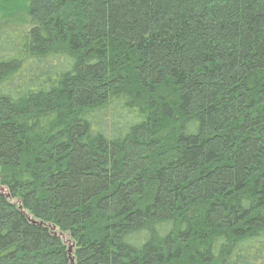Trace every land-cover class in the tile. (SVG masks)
<instances>
[{"label": "trees", "instance_id": "1", "mask_svg": "<svg viewBox=\"0 0 264 264\" xmlns=\"http://www.w3.org/2000/svg\"><path fill=\"white\" fill-rule=\"evenodd\" d=\"M0 264H264V0H0Z\"/></svg>", "mask_w": 264, "mask_h": 264}, {"label": "rangeland", "instance_id": "2", "mask_svg": "<svg viewBox=\"0 0 264 264\" xmlns=\"http://www.w3.org/2000/svg\"><path fill=\"white\" fill-rule=\"evenodd\" d=\"M19 15H21L20 13H18V14H16V17H19ZM15 19H17V18H15ZM16 21V20H15Z\"/></svg>", "mask_w": 264, "mask_h": 264}]
</instances>
